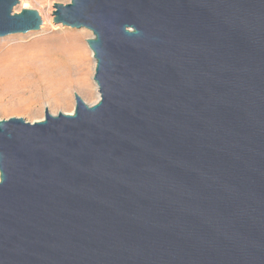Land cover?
I'll list each match as a JSON object with an SVG mask.
<instances>
[{"label": "water", "instance_id": "obj_1", "mask_svg": "<svg viewBox=\"0 0 264 264\" xmlns=\"http://www.w3.org/2000/svg\"><path fill=\"white\" fill-rule=\"evenodd\" d=\"M0 0V37L39 30ZM99 99L0 120V264H264V0H70Z\"/></svg>", "mask_w": 264, "mask_h": 264}, {"label": "rangeland", "instance_id": "obj_2", "mask_svg": "<svg viewBox=\"0 0 264 264\" xmlns=\"http://www.w3.org/2000/svg\"><path fill=\"white\" fill-rule=\"evenodd\" d=\"M69 1L20 0V3L14 7V12H20L22 8L37 10L42 18L41 28L27 33L0 37V65L3 64L1 63L3 59L18 60L20 64L26 62L31 65L33 64V66H42V64H46L47 62L54 63L56 53L60 49H66L68 54L76 55L73 52L75 51L78 54L79 47L81 51L82 47H84L89 53L90 47L87 44V39L93 36L90 30L72 28L53 22L54 4H66ZM23 4L26 6L23 7ZM71 65L72 69L66 71L67 76L72 79L71 85H66V87L58 89L56 92L51 91V87L48 86L39 90L35 82V85H30L29 87L19 86V83L24 80L28 82L36 80L34 67L28 69L27 73L24 72L22 75L10 74L3 77L0 74V77L3 78V80L0 78V120L10 117H22L26 121L34 122L44 117L45 108H48L52 114H57L59 111L69 112L74 110L75 107V93H78L87 103H95L97 90L94 89L95 87H92L91 96L83 94V84L80 79H85V75L80 70L78 64H74L73 62ZM93 75L94 71L90 79L92 83L95 82ZM17 80H20V82ZM8 90L11 91L8 92ZM59 96H65L66 99L60 101Z\"/></svg>", "mask_w": 264, "mask_h": 264}, {"label": "bare ground", "instance_id": "obj_3", "mask_svg": "<svg viewBox=\"0 0 264 264\" xmlns=\"http://www.w3.org/2000/svg\"><path fill=\"white\" fill-rule=\"evenodd\" d=\"M25 6L26 5L23 4V7H25ZM74 52H73V54H76V55H70L67 53L66 49H60L56 53L54 63L47 62L46 64H42V66H40V65L33 66V64L31 65V64H28L26 62L25 63L23 62L22 64H20L18 60L11 61L10 59H3L1 63H3L4 65L3 64L0 65V74L3 77L8 76L10 74L22 75V73H24V72L27 73L28 69L34 67L33 69H34V74L36 76V80H34V81L31 80L30 82H28L26 80L20 82V80H17L18 82H20L19 86L29 87L30 85L33 86V85L37 84L36 87L39 90H42L43 88L48 86V87H51V89H52L51 91L56 92L58 89L60 90L63 87H66V85H68V86L71 85L72 79H70L67 76L66 71H70V69H72L71 64L74 62V64L75 63L78 64V66L80 67V70L85 75V79H80L82 81V84H83L82 93L87 95V96L88 95L91 96L92 87H95L94 89L97 90V97H96V101H97L99 99V95H100L99 90H98V86H97L96 82H94V83L90 82L92 72L95 70V65H96V60L94 58L93 51L91 49H89V53H88L87 49L82 47V51H81L80 47H79V51H78L79 53L77 54L76 52L75 53ZM69 53H71V52H69ZM5 78L7 79V77H5ZM1 79L3 80V78H1ZM11 79H12V77H11ZM11 79H10V81H11ZM34 82H35V84H34ZM7 84H8V82H7ZM15 86H17V85H15ZM0 88H1V86H0ZM10 91L8 90V92H10ZM26 91H28V90H26ZM55 92H52V93H55ZM65 99H66L65 96H59L60 101H63ZM72 111L73 110H71L67 113H71Z\"/></svg>", "mask_w": 264, "mask_h": 264}]
</instances>
